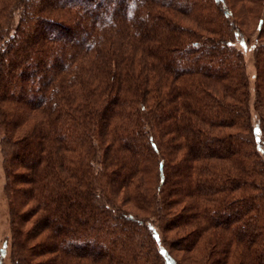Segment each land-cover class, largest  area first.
I'll use <instances>...</instances> for the list:
<instances>
[{"label":"trees","instance_id":"obj_1","mask_svg":"<svg viewBox=\"0 0 264 264\" xmlns=\"http://www.w3.org/2000/svg\"><path fill=\"white\" fill-rule=\"evenodd\" d=\"M0 133L13 264H264V0H0Z\"/></svg>","mask_w":264,"mask_h":264},{"label":"rangeland","instance_id":"obj_2","mask_svg":"<svg viewBox=\"0 0 264 264\" xmlns=\"http://www.w3.org/2000/svg\"><path fill=\"white\" fill-rule=\"evenodd\" d=\"M20 10H15L12 14V19L10 22L11 32L13 28L18 23ZM230 19H233L230 16ZM240 35H237L232 41V44L242 52L243 63L245 68V74L248 80V107L251 114V122L258 130V114L254 107V98H255V78H256V69L254 64L253 49L257 43V31L254 29L253 24L248 27H242L240 30ZM205 36L204 34H202ZM248 37V38H247ZM1 139V133H0ZM3 154L0 147V264H13V259L11 255V238H12V226L10 221L9 205L7 194L5 192V183H6V172L3 165ZM155 184L152 182V185ZM148 223H150L154 228H157V219L155 217H149ZM28 226V223L25 224ZM160 235L161 233L158 232ZM167 236H170L167 233ZM161 241V240H160ZM159 241V245L161 243ZM171 250V249H170ZM174 257L180 258V256H185L183 252L172 250L170 252ZM233 259L230 260L228 264H233Z\"/></svg>","mask_w":264,"mask_h":264}]
</instances>
